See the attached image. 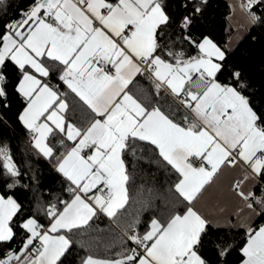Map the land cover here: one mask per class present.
<instances>
[{
  "label": "snow or ice",
  "instance_id": "obj_1",
  "mask_svg": "<svg viewBox=\"0 0 264 264\" xmlns=\"http://www.w3.org/2000/svg\"><path fill=\"white\" fill-rule=\"evenodd\" d=\"M212 7L0 0V264H264V0Z\"/></svg>",
  "mask_w": 264,
  "mask_h": 264
},
{
  "label": "trees",
  "instance_id": "obj_2",
  "mask_svg": "<svg viewBox=\"0 0 264 264\" xmlns=\"http://www.w3.org/2000/svg\"><path fill=\"white\" fill-rule=\"evenodd\" d=\"M217 5H219V7H217ZM214 20L213 22L216 25L217 31L219 33L223 32V28L226 27V22L224 21V10H223V0H213V7L210 13ZM256 47L255 45L250 44L249 41H244L238 49V53L240 55H243L245 52H247L250 48H254ZM261 52L260 51H256L255 54L251 57V61L253 63V65L258 68L259 67V60L261 57Z\"/></svg>",
  "mask_w": 264,
  "mask_h": 264
}]
</instances>
